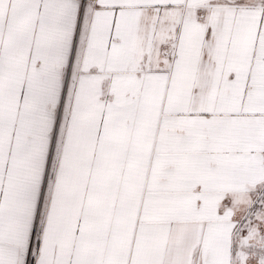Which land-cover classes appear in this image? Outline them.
Segmentation results:
<instances>
[{"label":"snow or ice","instance_id":"obj_1","mask_svg":"<svg viewBox=\"0 0 264 264\" xmlns=\"http://www.w3.org/2000/svg\"><path fill=\"white\" fill-rule=\"evenodd\" d=\"M0 264H264V0H0Z\"/></svg>","mask_w":264,"mask_h":264}]
</instances>
